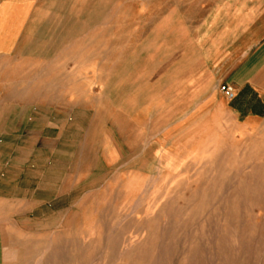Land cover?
I'll use <instances>...</instances> for the list:
<instances>
[{
	"label": "rangeland",
	"instance_id": "rangeland-1",
	"mask_svg": "<svg viewBox=\"0 0 264 264\" xmlns=\"http://www.w3.org/2000/svg\"><path fill=\"white\" fill-rule=\"evenodd\" d=\"M93 53L66 51V77L0 78V264H264V140L200 137L197 153L161 167L154 147L151 162L143 148L107 161L93 113L80 119L69 99L154 93L158 78H79ZM6 91L20 115L5 113Z\"/></svg>",
	"mask_w": 264,
	"mask_h": 264
},
{
	"label": "crops",
	"instance_id": "crops-1",
	"mask_svg": "<svg viewBox=\"0 0 264 264\" xmlns=\"http://www.w3.org/2000/svg\"><path fill=\"white\" fill-rule=\"evenodd\" d=\"M66 51L94 52L79 78H158L154 93L69 99L71 113H93L107 161L143 148L151 162L154 147L161 167L197 153L200 137L212 147L264 140V0H0V78H54L56 67L66 77ZM13 95L1 96L5 113L20 115ZM41 106L49 121L54 102Z\"/></svg>",
	"mask_w": 264,
	"mask_h": 264
},
{
	"label": "built area",
	"instance_id": "built-area-1",
	"mask_svg": "<svg viewBox=\"0 0 264 264\" xmlns=\"http://www.w3.org/2000/svg\"><path fill=\"white\" fill-rule=\"evenodd\" d=\"M221 91L230 100H232L235 97V91L231 86H222Z\"/></svg>",
	"mask_w": 264,
	"mask_h": 264
}]
</instances>
